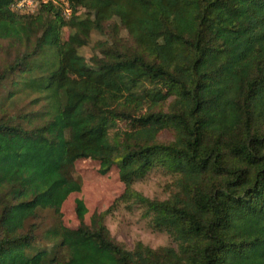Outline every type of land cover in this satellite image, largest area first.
<instances>
[{"label": "trees", "instance_id": "trees-1", "mask_svg": "<svg viewBox=\"0 0 264 264\" xmlns=\"http://www.w3.org/2000/svg\"><path fill=\"white\" fill-rule=\"evenodd\" d=\"M18 1L0 0V264H264V0ZM81 160L123 191L89 223L77 199L70 228ZM153 171L165 199L134 189ZM119 204L173 245L118 242Z\"/></svg>", "mask_w": 264, "mask_h": 264}, {"label": "rangeland", "instance_id": "rangeland-1", "mask_svg": "<svg viewBox=\"0 0 264 264\" xmlns=\"http://www.w3.org/2000/svg\"><path fill=\"white\" fill-rule=\"evenodd\" d=\"M99 39L97 37L94 40ZM86 59L90 57L89 48L79 50ZM24 104L14 103L12 108L24 107ZM160 139H171L170 133H164ZM75 177L81 181L82 188L79 193L71 194L62 207L63 223L66 227L76 228L79 222L75 215V201L80 199L87 208L85 222L89 223L92 214L96 211L109 208L117 196L123 191L116 169L101 175L95 162L81 160L75 165ZM171 180L162 172H151L144 180L137 182L134 189L148 198L165 199L169 194ZM51 216L46 215L41 230L45 231L53 226ZM105 225L111 235L131 249L136 242L156 249L173 245L172 240L164 233L153 232L147 220L137 209H128L125 205H116L115 209L107 216ZM43 244H46L44 242Z\"/></svg>", "mask_w": 264, "mask_h": 264}, {"label": "built area", "instance_id": "built-area-1", "mask_svg": "<svg viewBox=\"0 0 264 264\" xmlns=\"http://www.w3.org/2000/svg\"><path fill=\"white\" fill-rule=\"evenodd\" d=\"M48 2L61 6L65 16L68 17L70 15V9L66 0H19L13 4L11 8L20 14L34 13L42 4H46Z\"/></svg>", "mask_w": 264, "mask_h": 264}]
</instances>
